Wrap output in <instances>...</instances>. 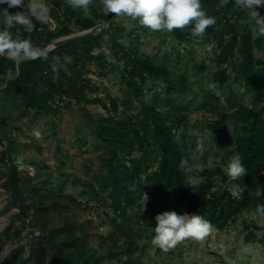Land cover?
<instances>
[{
	"label": "trees",
	"instance_id": "obj_1",
	"mask_svg": "<svg viewBox=\"0 0 264 264\" xmlns=\"http://www.w3.org/2000/svg\"><path fill=\"white\" fill-rule=\"evenodd\" d=\"M49 2L51 9L62 16L54 29L34 20L35 28L31 32L20 26L10 31L13 34L21 32L22 39L36 47L71 34L73 26L84 30L104 20L108 25L47 50L34 59L12 60L0 56V125L3 127L6 107L18 105L14 102L16 99L35 114L57 113L62 105L85 101L100 103L106 108V113L87 115L94 127L96 144L102 150L99 170L88 171L85 177L74 175L71 182L79 187L80 194L94 195L97 202L110 209L114 231L104 237V242L111 241L116 245L115 233L123 237L124 242L113 251L100 252L86 243V234L78 233L77 222L68 214L59 221L50 222L48 210L52 205H62L60 197L68 178L64 176L51 186L50 192L45 194L50 202H46L39 189L28 187L30 178L23 173L24 160L17 153L11 136L0 130L7 139L6 147L0 152V162L4 164L1 186L6 192V207H16L21 216L31 215L38 230V234L31 231L32 243L26 257L17 247L0 264H27L28 261L34 264H140V258L134 256L140 248L139 240L143 237L147 241L153 239L155 216L159 213L198 214L215 228L223 229L243 211L256 212L257 205H264V191H257L259 186H264V27L252 20L236 0H227L223 6L220 0H201L206 13L216 20L204 33L216 34L220 47L214 81L219 88L230 79L241 83L243 93L251 99L249 105H243L241 98L231 102V107L235 108L232 128L228 124V107L215 89L203 88L187 97L186 76L177 79L165 61L150 55L139 56L137 45L132 42L126 45L121 40L125 26L114 25L117 16L102 10L101 6H92L90 14H84L82 9L69 6L67 0ZM250 7L258 18L264 19V7ZM2 8L7 5L0 4ZM8 11L15 13L14 8H8ZM134 24V31L145 28L138 21ZM4 27L0 23V30ZM192 27L170 33L179 42H190ZM111 28L115 29L112 35L119 37L118 40L113 37L111 45L123 62L121 79L128 87L129 95H108L106 103L100 96L88 97V91L93 90L94 85L85 75L88 73L87 60H96L102 69L105 66L103 55L93 50L101 46L103 34ZM65 54L72 57V63L62 62V66H57L54 71L53 58H62ZM227 60L230 66L224 64ZM159 85V89L151 90L152 86ZM147 93H151L150 98H146ZM191 101L215 115L207 127L213 133L223 135L227 146L223 163L228 164L232 153L242 158L248 174L233 179L239 185L237 194L225 187H216V176L224 181L229 178L219 165L204 170L205 179L197 184L187 179L183 166L186 140L178 130L188 118L187 103ZM121 105L125 108L119 112ZM134 108H137L136 112H133ZM74 142L81 147L84 139L76 136ZM134 152L138 153V160ZM18 158H22V163L17 164ZM148 159L157 162L156 169L142 175ZM144 194L148 197L146 202L143 201ZM85 202L88 205L91 200ZM262 233L264 235V231ZM14 237L20 238L18 231Z\"/></svg>",
	"mask_w": 264,
	"mask_h": 264
},
{
	"label": "rangeland",
	"instance_id": "obj_2",
	"mask_svg": "<svg viewBox=\"0 0 264 264\" xmlns=\"http://www.w3.org/2000/svg\"><path fill=\"white\" fill-rule=\"evenodd\" d=\"M28 2L29 0H24L25 5ZM45 2L51 9L49 0ZM92 6H101L102 10H106L102 0H94L88 9H82L84 14H90ZM13 8L15 12L24 11L22 8ZM61 20L62 16L51 9V18L46 24L54 29ZM114 22L115 26L119 24L125 26V35L121 40L126 45L131 42L137 45L139 56L150 55L165 61L177 79L181 75L186 76L189 86L187 97H191L194 91L200 92L203 88L215 89L222 103L228 107L230 114L228 124L231 128L235 109L231 107V102L241 98L243 105L250 104L251 99L243 93L241 83L230 79L219 88L213 79V74L219 67L220 53L216 34L193 37L190 42H179L167 31L153 32L147 28H138L134 31L136 30L134 20L125 16H117ZM262 22L264 23V19ZM73 29L72 33L81 31L76 26H73ZM109 30L103 34L101 46L93 50L94 53L103 55L106 60L105 66L102 69L96 60H87L88 73L85 75L94 85V89L88 91V97L92 99L97 95L106 103L108 95L115 97L129 95L128 87L121 79L123 62L118 59L111 45L113 37L116 40L119 37L112 35L114 28ZM256 53L260 54L259 51ZM224 64L229 65V61H225ZM160 87L161 85L152 86L151 90ZM151 93H147L146 98H150ZM14 102L18 105L10 104L6 107L4 124L3 127L0 125V130L7 131L14 140L17 153L24 160L23 173L30 178L28 187L39 189L45 201L50 202L45 194L50 192L51 186L57 184L60 178L64 176L68 178L60 197L62 205L50 207L49 221L54 223L64 214H68L77 222L78 233L86 234L85 241L89 246L100 252L115 250L124 242V238L118 237L119 235L115 233L116 245L111 241L104 242V237L114 231L110 221V209L97 202L94 195L80 194L79 187L71 182L74 175L85 177L88 171L99 170V156L102 150L96 144L94 127L87 115L106 113L107 109L100 103L85 101L81 104L62 105V109L57 113L35 114L33 110L25 108L18 99ZM134 103L138 106L137 101L134 100ZM187 105L188 118L178 131L186 140L183 166L187 179L197 184L205 179L202 173L204 170L214 169L218 165L225 170L226 165L222 159L227 146L222 134L213 133L207 127V124L215 119V115L202 109L194 101ZM124 108L121 105L119 112ZM136 111L137 108H134L133 112ZM34 132H39L40 136H35ZM76 136L84 139L81 147L74 142ZM6 145V136L0 134V152ZM134 154L138 160V153ZM234 156L236 155L232 153L230 159ZM147 164L142 175L156 169L157 162L154 159H148ZM3 169L4 164L0 162V262H4L10 252L17 247L21 249V255L26 257L32 243L31 231L34 230L35 234H38L31 215L21 216L16 207H6V192L1 186L4 179ZM214 180L218 188L225 187L234 194L239 192V185L231 177L224 181L216 176ZM257 191H264V186H259ZM87 199L91 200L88 205L85 202ZM143 201L145 202L144 197ZM17 231L19 239L14 237ZM263 231L264 216L255 211H243L223 229L214 227L204 241L186 239L167 252L154 245L152 240L147 241L143 237L139 240L140 248L134 256L140 258V264H264ZM27 264L34 263L28 261Z\"/></svg>",
	"mask_w": 264,
	"mask_h": 264
},
{
	"label": "clouds",
	"instance_id": "obj_3",
	"mask_svg": "<svg viewBox=\"0 0 264 264\" xmlns=\"http://www.w3.org/2000/svg\"><path fill=\"white\" fill-rule=\"evenodd\" d=\"M94 0H67L73 9H88ZM221 6L227 0H220ZM250 5L264 7V0H248ZM7 8L0 9V23L5 26L0 30V56L12 60L34 59L37 50L29 40L22 39V33L13 34L10 30L20 26L31 32L35 28L34 20L38 23H48L51 18L50 6L45 0H0ZM103 7L108 13L115 16H125L153 32L183 30L193 25L191 35L201 37L206 29L216 23L214 17L209 16L204 10L201 0H102ZM22 8L24 11L10 13L8 8ZM264 34V33H262ZM46 58V57H45ZM53 70L63 63H72V57L65 54L62 58H53ZM39 137V132H34ZM22 163V158L17 159V164ZM226 174L233 179L244 178L247 170L239 155L234 156L225 167ZM145 202L148 200L144 196ZM256 213L264 216V205H257ZM156 227L152 243L167 252L174 249L186 239L204 241L214 230L210 221L198 214H178L175 211H164L155 216Z\"/></svg>",
	"mask_w": 264,
	"mask_h": 264
},
{
	"label": "water",
	"instance_id": "obj_4",
	"mask_svg": "<svg viewBox=\"0 0 264 264\" xmlns=\"http://www.w3.org/2000/svg\"><path fill=\"white\" fill-rule=\"evenodd\" d=\"M236 2L241 6V8L246 12V14L252 20H254L261 27H264V23L262 22V19L258 18L255 15L254 11L252 10V8L248 4V2H246L245 0H236ZM106 24H107V20H104L103 22L95 24L94 26H91L90 28L81 30L80 32L64 35V36L58 37V38H56V39H54L52 41H48L44 45L34 47L37 50V56L40 55L41 53H43L44 51H47V50H50V49H52L54 47L63 45L65 43L69 42V41L77 40V39H80L81 37H84V36H86L88 34L95 33L97 31L103 29V27Z\"/></svg>",
	"mask_w": 264,
	"mask_h": 264
}]
</instances>
